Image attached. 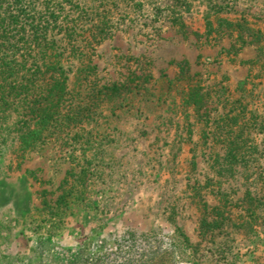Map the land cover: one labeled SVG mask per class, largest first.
<instances>
[{
	"label": "rangeland",
	"instance_id": "1",
	"mask_svg": "<svg viewBox=\"0 0 264 264\" xmlns=\"http://www.w3.org/2000/svg\"><path fill=\"white\" fill-rule=\"evenodd\" d=\"M60 1L62 17H75L80 7L88 11L79 25L87 23L82 29L89 30H79L75 39L86 56H73L64 37L58 47L76 100L83 105L92 88L112 83H138L140 92L121 86L123 99L94 98L90 117L72 128L90 138L87 150L71 146L77 137L68 143L59 131L17 170H7V153L1 157L0 264H264V50L251 43L237 53L238 60L257 61L250 67L219 52L229 47L226 36L217 45L205 35L197 38L193 31L203 33L202 21L215 15L211 0H190L185 33L156 10L154 0ZM235 11L260 29L264 45V0H236ZM90 33L101 40L85 44ZM77 58L95 66L87 81L77 79L85 74ZM184 60L193 80L209 91L208 132L222 114L249 116L258 162L216 174L218 165H211L223 146L209 134L202 140V117L166 89ZM241 81L245 91L237 90ZM192 155L194 167L187 162ZM80 170H86L82 185L74 178ZM218 190L228 195L225 207ZM247 190L258 205L250 224L243 222ZM212 219L218 225H206Z\"/></svg>",
	"mask_w": 264,
	"mask_h": 264
},
{
	"label": "trees",
	"instance_id": "2",
	"mask_svg": "<svg viewBox=\"0 0 264 264\" xmlns=\"http://www.w3.org/2000/svg\"><path fill=\"white\" fill-rule=\"evenodd\" d=\"M67 1L71 2V0ZM211 1V8H216L215 15L211 20L202 21L201 26L205 28V33H200L199 29H196L193 31L194 35L199 39L205 35L206 39L216 41L215 45L226 36L229 39V47L227 49L221 47L219 52L231 54L233 63L239 62L251 67L257 62L255 59L238 60L236 55L244 46L251 43L256 45L259 53L264 50L260 29L255 27L244 14L235 11L236 0ZM154 2H157L156 10L163 11L177 30L186 32L185 18L192 12L190 0H154ZM60 3V0H42L37 4L35 0H0V159L4 154H8L5 164L7 170L19 169L26 155L33 148L59 131L64 132L61 139L68 143L77 137L75 143L70 144L71 146L80 144L81 150H87L90 138L84 137L83 132L79 133L81 128L75 131L72 128H75L76 122L81 118L90 117V112L93 111L91 106L95 104L94 98L105 95L106 99H123L124 96L120 95L121 86L130 92H140V89H136L140 86L138 83L131 88L130 85L119 86L112 83L109 86L92 88L89 93L90 99L84 100L83 105L76 100L75 94L78 93L70 87L68 67L62 64L63 53L58 47H60L59 41L64 37L70 42L71 49L73 48V56L81 58L86 56V53L79 51L78 45H75V39L77 35L79 36V30H89V28L82 29L87 23L79 25V18L88 11L80 7L75 17L71 18L68 12L62 17ZM103 12L105 13L104 10L99 13ZM96 25L95 23L93 27ZM90 34L88 35L91 36V40L85 41V44L90 45L93 41L98 43L101 40V37ZM74 50L78 51L77 54ZM197 58L201 59V55L198 54ZM77 59L81 62L79 72L81 68L85 71V74L78 75L77 79L79 82L80 79L87 81L95 66L90 65L89 59H86L87 62H84V59ZM187 64L185 60L179 62L177 65L179 77L175 81H167L166 89L172 90L171 92L178 96L182 107H192L195 113L202 117L206 131L203 130L201 139L207 140L209 134L210 141L223 146V155L216 154L211 165V167L218 165L216 174L224 176V172L230 174L235 165L250 167L251 161L258 162L261 155L257 152L255 139L250 137L248 131L252 122L249 116H243V113L238 112L222 114L217 120L218 124L213 123L216 127L208 132L210 117L205 108L209 91L200 85V81L193 80L194 76L189 74ZM137 77L133 75L132 81ZM247 77L248 75L245 78ZM181 79H184L186 85L178 83ZM244 83L246 84V81L239 82L237 90L245 91ZM142 91L148 92V96L155 95L151 93L154 90L146 87H142ZM203 109L204 112H199ZM187 125L190 126L191 123ZM81 139L83 141L80 143ZM187 162L188 166L194 167V155L190 156ZM85 171L80 170L76 176L74 175L75 183L82 185ZM69 175L72 174L69 172ZM208 180L211 182L212 179ZM215 182L219 183L220 180L215 179ZM196 184L191 188L194 189ZM205 185L207 186V183ZM64 195L65 192L59 196V200H62ZM217 196L219 201H222V207H225L228 203V195L218 190ZM244 199L247 204L244 205L243 210L247 216L243 222L250 224L255 219L258 205L249 190L245 192ZM202 205L207 206L206 202ZM215 209L218 211L217 216H223L224 210ZM212 221L213 223L208 222L206 225H218L216 219Z\"/></svg>",
	"mask_w": 264,
	"mask_h": 264
}]
</instances>
